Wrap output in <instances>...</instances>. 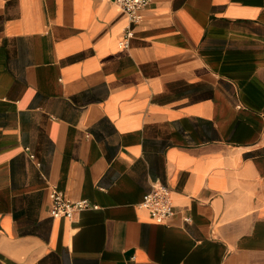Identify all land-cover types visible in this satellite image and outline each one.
I'll return each mask as SVG.
<instances>
[{
  "label": "crops",
  "instance_id": "crops-1",
  "mask_svg": "<svg viewBox=\"0 0 264 264\" xmlns=\"http://www.w3.org/2000/svg\"><path fill=\"white\" fill-rule=\"evenodd\" d=\"M141 15L0 0V264H264V0ZM51 187L97 207L53 218Z\"/></svg>",
  "mask_w": 264,
  "mask_h": 264
},
{
  "label": "built area",
  "instance_id": "built-area-1",
  "mask_svg": "<svg viewBox=\"0 0 264 264\" xmlns=\"http://www.w3.org/2000/svg\"><path fill=\"white\" fill-rule=\"evenodd\" d=\"M122 12L130 23H138L141 18L142 10L151 0H110ZM128 34L126 33L124 39ZM32 158V156H30ZM51 203V215L53 218L64 217L72 220L75 214L90 208H96L86 199L70 200L66 198L61 191L51 187L48 192ZM140 207L147 210L149 217L157 224H165L174 215V209L171 201L170 189L159 182L152 185L151 189L143 196L139 204Z\"/></svg>",
  "mask_w": 264,
  "mask_h": 264
}]
</instances>
